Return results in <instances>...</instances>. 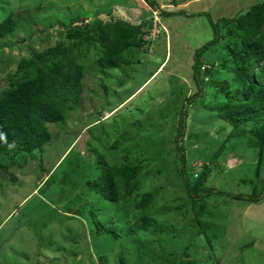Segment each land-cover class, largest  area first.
Masks as SVG:
<instances>
[{"label": "rangeland", "instance_id": "374dc122", "mask_svg": "<svg viewBox=\"0 0 264 264\" xmlns=\"http://www.w3.org/2000/svg\"><path fill=\"white\" fill-rule=\"evenodd\" d=\"M254 2L0 0V6H8L6 13L17 12L21 20L28 17V23H19L21 28L12 37L0 42V88L6 84V74L14 73L19 61L27 56L28 48L37 49L43 44L39 35L29 39L30 32L50 34L46 44H53L63 25L76 18L84 23L117 19L142 29L153 26L151 35L156 36L151 38V47L140 45L129 52L126 67L103 69L100 55L94 50L88 51L87 45L75 49L73 56L83 67L80 109L68 112L63 124L48 125L51 139L32 151L18 169L0 173V264H100L98 256L102 253L106 264H116L117 255L130 248L129 236L122 230L142 214L135 205L145 192L153 193L156 200L147 215L158 226L171 225L173 245L164 255L170 254L171 248L180 255L179 243L190 245L186 254L179 260L177 257L178 264H264V196L259 204L247 205L232 202L224 194L210 195L202 206H197L207 208L210 214L198 218L188 207L187 193L181 188L179 175L183 170L177 149L182 141L188 180L208 166L211 173L206 187L232 195L249 193L254 186L258 192L264 191V146L261 148L250 137L241 141L236 151L214 159L231 128L221 121L213 124L217 116L212 108L217 105V97L220 103L225 97L226 101L243 100L242 84L234 81L232 72V52L240 47L239 40L226 36V23L220 19L232 18ZM181 8L185 16H164L167 10L176 13ZM4 13L0 7V22ZM198 13L206 14L197 17ZM210 20L218 22L217 33L224 39L205 49L196 62V52L213 39ZM195 63H202L201 69H206L202 70L203 76L226 82V86L220 89L210 80L203 83L202 96L191 98L198 89L192 74ZM184 121L186 129L183 127L185 131L179 136ZM103 132H107L106 142L97 140ZM118 137L116 148L109 149ZM226 143L228 150L235 142ZM101 154L108 165L124 164L128 158L127 163L139 168L137 188L129 202L97 205L101 219L114 222L120 231L106 240L93 235L94 224L82 211L87 193L84 187L76 188L79 180L93 175L80 176ZM47 173L52 176L43 185ZM11 175L16 179L13 183ZM69 177H73L70 182L65 180ZM77 197H81L79 202ZM70 200L74 201L69 208ZM22 209L33 212L23 219ZM101 241L100 247L94 245ZM157 241L146 240L143 264L173 262L172 256L165 262ZM167 241L160 240L166 249ZM131 258L130 253L125 264Z\"/></svg>", "mask_w": 264, "mask_h": 264}, {"label": "trees", "instance_id": "16d2710c", "mask_svg": "<svg viewBox=\"0 0 264 264\" xmlns=\"http://www.w3.org/2000/svg\"><path fill=\"white\" fill-rule=\"evenodd\" d=\"M0 7L5 12L0 22V42L2 43L6 38L12 37L21 28V24L28 23V17L25 18L24 16L21 20L17 12L10 10L6 13L7 5L1 4ZM107 13L110 14L109 11ZM203 14L206 13H198L197 17ZM165 15L169 16V14ZM175 15L185 16V13L179 11ZM220 20L226 23V36L236 37L239 40L238 45L240 47L237 51L232 52L234 59L232 72L234 81L242 84L243 100L232 102L231 100L226 101L225 97L223 99L225 102L220 103L221 98L217 97V105L212 108L216 111L213 113L217 116L213 124L221 121L231 128L225 141L220 142L214 159L219 158L222 153L225 156L228 151L229 153L236 151L240 147L241 141H245L249 137L261 148L264 146V0H255L254 4L244 12L232 18ZM78 22L80 23L78 24ZM210 25L214 32L213 39L196 52V62L205 49L217 45L221 39H224L217 33L218 22L210 20ZM63 29V31L58 32L57 39L53 44H46L50 41V34L42 31L39 33L30 32L29 39L39 35L43 44L41 42L37 49L29 47L27 56L19 61L14 73L9 72L5 76L7 78L6 84L0 88V173L18 169L21 166L20 163L30 156L32 151L41 149L51 139L48 125L63 124L68 112L80 109L83 67L76 62L73 56L75 49L87 45L88 51L92 49L100 55L98 61L103 69H113L128 66L129 52L136 46L143 45L140 40L142 27L130 25L126 21L117 19L106 22L94 20L92 23H84L76 18L63 25ZM201 65L202 63H195L193 66V79L196 80L198 89L197 94L191 98L196 95L202 96L204 93L202 90L203 83L211 80L202 75ZM211 82L212 85L218 86L220 89L226 86V82H215V79H212ZM185 118L187 117L185 116ZM185 123L184 121V126L181 124L179 127V136H181V131L186 129ZM183 127H185L184 130ZM101 133H99L97 140L106 142L108 136H104V134L107 135V132H103L102 135ZM122 134L124 133L119 135ZM111 138L113 137H109V139ZM116 139L109 149L116 148L119 137ZM230 141L235 143L231 144L227 150L225 145L226 142ZM97 146L101 147L100 143ZM177 149L183 170L182 174L179 175L181 188L187 193L188 207L198 218L208 213L207 208L205 210L204 208H197V206H202V202L210 195L221 196L224 194L232 202H243L247 205H256L263 200L264 191L258 192L256 186L249 193L236 195L204 186L211 173L207 168L208 166H204L200 174H194L192 180H188L185 173L187 162L182 141ZM94 154L96 156V152ZM83 155L85 154L80 153V156ZM94 159L95 163H92L90 168L80 176L93 175H90L86 180H79L76 183V188L84 187V191L87 193V202L82 211L87 213V220L94 224V231H90L93 235L103 236V240H106L110 236H118L120 231L117 230L114 222H104L101 219L97 205L98 207L101 204L111 206L120 202H129L137 188L135 178L139 173V168L136 164L127 163L128 158L121 165H108L102 154ZM51 174L47 173L48 178L43 185L49 181ZM49 175L51 176L49 177ZM10 177L11 183L16 181L14 176L11 175ZM69 178V180H65L70 182L73 179V177ZM204 193L208 195H204ZM80 198L77 197L76 202H79ZM73 201L68 202L69 208L73 205ZM155 201V195L151 192H145L139 196L135 209L142 214L131 225L128 224L126 229H121L124 231L123 233L129 236L130 248L125 253L122 252L117 255L116 264H125V258L130 253L132 258L126 264H143V261L146 262L144 250H146L148 238H152V241L156 242L159 237L162 243L169 240L166 242L167 249L160 240L157 241L162 256L166 250L168 251V247L173 245L170 237L173 234L171 225L165 228L158 226L147 215L149 210L154 207ZM40 204L41 201L39 200L38 205ZM20 212L24 219L29 217L33 211L24 212L22 209ZM102 242L94 245L100 247L103 245ZM189 247L190 245L184 246L179 243L178 249L182 252L180 255L177 252L176 255L170 247L171 252H168L170 254L164 255L165 262H167L168 256H172L174 259L171 264H178L177 260L186 254L185 252L188 251ZM95 249L97 248L95 247ZM146 254L149 255V253ZM98 261L100 264H106V257L103 253L98 256ZM155 263L151 262V264Z\"/></svg>", "mask_w": 264, "mask_h": 264}, {"label": "clouds", "instance_id": "9594fccd", "mask_svg": "<svg viewBox=\"0 0 264 264\" xmlns=\"http://www.w3.org/2000/svg\"><path fill=\"white\" fill-rule=\"evenodd\" d=\"M152 6H154V5H152ZM149 8V7H148ZM183 8H181L180 9V11H183L182 10ZM170 11V10H169ZM168 10H167V13L169 14V15H171V14H173V15H175L176 13H171V12H169ZM161 13V12H160ZM164 16H166L165 14H164ZM167 17V16H166ZM153 26H149V27H145V28H143L142 29V31H143V36H142V34H141V36H140V40H141V42L143 43V45L144 46H152V44H153V42H154V40L153 39H151V38H154V37H156V36H153V35H151V32H152V30H153ZM159 28H160V26H159ZM159 28H158V30H159ZM159 35V34H158ZM158 38H159V36H158ZM157 38V39H158ZM201 70H206V69H201ZM153 76V75H152ZM204 76H206V75H204ZM150 79V78H149ZM148 79V80H149ZM147 80V81H148ZM205 81H206V79H204ZM146 81V82H147ZM128 100V99H127ZM116 109V108H115ZM106 118V117H105Z\"/></svg>", "mask_w": 264, "mask_h": 264}, {"label": "crops", "instance_id": "0c3cea01", "mask_svg": "<svg viewBox=\"0 0 264 264\" xmlns=\"http://www.w3.org/2000/svg\"><path fill=\"white\" fill-rule=\"evenodd\" d=\"M202 1H204V0H202Z\"/></svg>", "mask_w": 264, "mask_h": 264}]
</instances>
